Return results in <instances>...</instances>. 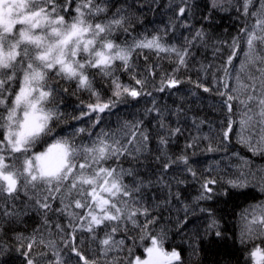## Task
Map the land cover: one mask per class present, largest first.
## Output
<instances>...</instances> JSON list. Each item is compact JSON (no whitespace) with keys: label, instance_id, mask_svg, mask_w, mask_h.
<instances>
[{"label":"snow or ice","instance_id":"obj_1","mask_svg":"<svg viewBox=\"0 0 264 264\" xmlns=\"http://www.w3.org/2000/svg\"><path fill=\"white\" fill-rule=\"evenodd\" d=\"M173 7V32L180 21L188 32L180 44L169 43L167 26L129 33L125 7L111 11L110 0H0V256L14 248L21 264H185L179 247H164L166 226L157 229L160 218L142 202V188L151 181L137 175L135 165L123 167L150 150L153 129L139 116H117V127H109L121 105L151 97L143 115L159 117L161 154L155 159L163 169L182 165L193 178L199 174V195L193 205H183L177 226L187 228L197 207L203 234L195 227L190 238L201 241L214 233L224 240L221 221L231 215L237 223L233 241L247 249L236 264H264V199L256 200L254 191L264 197V165L250 167L251 157L264 158V0H211L197 22L189 0ZM217 9L235 10L243 27L218 41L220 47L212 42L213 61L205 63L193 48L209 43L203 25ZM185 84L190 92L219 96V139L213 146V137L201 130L204 122L193 116L196 134L185 137L179 154H170V142L184 130L166 123L168 109L154 94ZM77 92L87 95L77 96L73 113L62 110L69 107L62 97ZM181 112L178 107L173 115ZM233 135L250 156L232 151ZM204 141L200 151H222L233 172L221 174V161H214L201 173L193 157ZM26 220L31 228L16 231Z\"/></svg>","mask_w":264,"mask_h":264},{"label":"trees","instance_id":"obj_2","mask_svg":"<svg viewBox=\"0 0 264 264\" xmlns=\"http://www.w3.org/2000/svg\"><path fill=\"white\" fill-rule=\"evenodd\" d=\"M112 5L111 11H115L116 7L124 6L125 10L123 15L128 17V22L125 27L129 28V33L133 30L135 33H151L156 30H162L165 26L168 27L169 35L173 37L169 43L180 44L183 42L185 36H188V32L185 31L183 21L176 24L175 31L169 25V19L173 16L176 9L173 7L174 3H178V0H110ZM189 3L194 5V16L191 17L193 22L201 20L202 15H207V6L210 5L211 0H189ZM197 27L200 24L197 23ZM204 28L210 33L209 43L207 45L198 44L196 48H193V52L197 57V60H203L205 63L213 61V47L212 42H217L216 47H220L218 41L222 39H228L229 34L234 35L238 27H243L241 18L238 16L235 10L220 11L217 9L216 14L212 17L210 23H204ZM121 38L124 34L120 33ZM198 49V50H197ZM218 62V58H217ZM239 63V62H237ZM258 67V66H257ZM195 67H193V73ZM253 72L258 76L259 73L256 68H253ZM54 79H58L55 78ZM126 79V78H125ZM65 87L74 88V85H65ZM191 85L185 84L179 91L166 90L163 93L154 94V98L158 101L162 108L168 109L164 113L167 120L166 123L171 127H181L184 131L178 140H173L168 146L170 154H179V148L185 143V137L191 132L196 134L197 129L193 124L192 117L195 116L199 121L204 123L201 125L203 133L209 134L213 137V146L219 139L217 131L220 127V121L223 120V115L219 108V96L213 94L203 93L201 90L199 94L188 91ZM151 90V89H150ZM87 94L81 96L79 92L76 96L65 95L62 97L64 103L69 107L62 110L73 113L72 105H78L79 100L85 98ZM152 98L145 97L141 99L139 103H125L121 105L118 111L113 112L110 117L111 123L109 127L116 128V119L119 116L123 120H131L133 116H139L140 119L145 121V126L153 129L154 135L149 144L148 151L139 154L138 159L135 161L125 160L123 161V167L129 168L135 165L137 168V175L143 177L145 181H151L150 184H144L142 188V202L145 203L151 210L152 216L160 218V223L156 225V228L165 227L168 239L166 240L164 247L171 249L172 247H179L182 251V256L185 259V264H236L237 259H243L242 251L247 249H241L239 240L233 241V232L237 227L236 218L231 215H225L221 221L222 231L228 234L227 239L218 240L213 236L197 241L193 236V230L195 227L201 229V235L204 217L199 213L197 207H192L189 213L190 222L187 224V228L183 226H177V217L180 219L184 217L183 205L188 203L193 205V197L199 195L200 183L199 174L196 178H193L190 173H184L182 165L172 166L170 169H163L161 162L157 161L155 157L160 155L158 151L159 144L156 140L157 125L156 120L159 119L155 112L148 115H143L146 107L150 108ZM59 102V101H58ZM183 109V112L173 115L177 108ZM106 119H109L106 117ZM179 120V123H177ZM99 131V129H97ZM160 135H164V132H160ZM208 141L201 142L199 149L196 150L197 155L193 157V163L197 164L201 170V173L206 175L207 168L210 162L221 161L220 168L217 170L221 174L226 169L228 172H233L234 169L223 160V152L210 153L202 152ZM232 143L235 147L232 151L240 152L242 156H250L248 149H245L237 142L235 135L232 136ZM253 170L257 169L260 165H264V158L259 155L251 157ZM233 164L240 163L238 160H233ZM215 175V172L213 173ZM132 177L126 176L125 181L131 183ZM246 191V190H245ZM257 193L256 200L264 199L259 195V190L254 189ZM171 193V195H170ZM176 193H180L179 198L175 196ZM242 199V198H241ZM199 203V202H198ZM211 203V202H209ZM200 206H206L200 203ZM239 209H237V212ZM35 217L36 213H30ZM143 219V217H141ZM25 224L31 228V220H26L23 224H20L16 231L23 232L25 230ZM131 236V233L129 234ZM8 239L9 237H3ZM119 239V237H117ZM209 240L213 241L209 243ZM14 243V242H13ZM199 245L198 247H195ZM195 247V252L193 248ZM251 247V245H249ZM40 251L39 248L36 249ZM137 254L143 252V248L136 249ZM191 254V255H190ZM123 253L113 252V256L120 257ZM146 257V253L144 254ZM21 257L19 252L14 248H10L5 255L0 256V264H21ZM109 260L112 256L108 257Z\"/></svg>","mask_w":264,"mask_h":264}]
</instances>
